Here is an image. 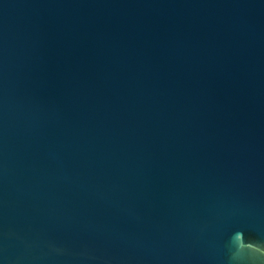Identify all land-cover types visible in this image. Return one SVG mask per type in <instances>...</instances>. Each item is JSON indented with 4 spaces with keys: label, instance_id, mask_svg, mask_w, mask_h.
Wrapping results in <instances>:
<instances>
[{
    "label": "water",
    "instance_id": "obj_1",
    "mask_svg": "<svg viewBox=\"0 0 264 264\" xmlns=\"http://www.w3.org/2000/svg\"><path fill=\"white\" fill-rule=\"evenodd\" d=\"M0 264H264V0H0Z\"/></svg>",
    "mask_w": 264,
    "mask_h": 264
}]
</instances>
